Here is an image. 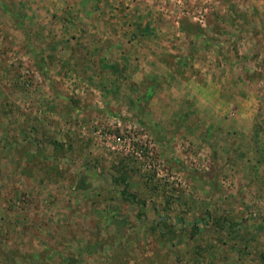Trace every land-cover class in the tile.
I'll return each mask as SVG.
<instances>
[{
    "label": "rangeland",
    "instance_id": "obj_1",
    "mask_svg": "<svg viewBox=\"0 0 264 264\" xmlns=\"http://www.w3.org/2000/svg\"><path fill=\"white\" fill-rule=\"evenodd\" d=\"M0 264H264V0H0Z\"/></svg>",
    "mask_w": 264,
    "mask_h": 264
}]
</instances>
